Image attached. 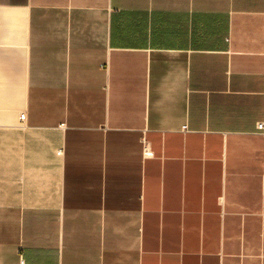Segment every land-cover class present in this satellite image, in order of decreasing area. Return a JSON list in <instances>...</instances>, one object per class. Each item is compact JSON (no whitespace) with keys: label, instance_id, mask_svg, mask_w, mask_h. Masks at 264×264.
Instances as JSON below:
<instances>
[{"label":"crops","instance_id":"crops-1","mask_svg":"<svg viewBox=\"0 0 264 264\" xmlns=\"http://www.w3.org/2000/svg\"><path fill=\"white\" fill-rule=\"evenodd\" d=\"M260 124L264 0H0V264H264Z\"/></svg>","mask_w":264,"mask_h":264},{"label":"built area","instance_id":"built-area-1","mask_svg":"<svg viewBox=\"0 0 264 264\" xmlns=\"http://www.w3.org/2000/svg\"><path fill=\"white\" fill-rule=\"evenodd\" d=\"M20 119L24 120V115H21ZM258 129L259 130H264V124H260L258 126ZM142 146H143V156L144 157H148V158H152L153 157V153L151 152L149 144H148V142L145 139L142 141ZM21 264H22V262H21Z\"/></svg>","mask_w":264,"mask_h":264}]
</instances>
